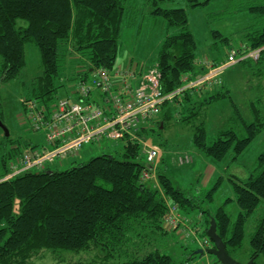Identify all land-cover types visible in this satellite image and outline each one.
I'll list each match as a JSON object with an SVG mask.
<instances>
[{"label": "trees", "instance_id": "16d2710c", "mask_svg": "<svg viewBox=\"0 0 264 264\" xmlns=\"http://www.w3.org/2000/svg\"><path fill=\"white\" fill-rule=\"evenodd\" d=\"M127 1L0 0V80H12L21 74L27 42L38 49L42 73L32 81L29 95L21 97L23 101L44 105L55 101L62 85L63 64L67 60L78 65L71 80L68 79L71 75L67 78L72 85L86 78L92 66L113 68ZM208 1L187 0L190 7ZM241 8L258 17L256 23L240 31L241 44L245 49L264 46V0ZM151 13L162 16L169 29L177 30L166 35L154 64L160 73V88L166 93L182 85L183 75L191 79L203 74L208 67L200 60L207 56L198 55L197 41L183 7L156 6ZM214 36H219L225 50L216 53L219 47H213L207 58L212 65L223 62L228 49L241 47L234 46L229 36L218 31ZM245 60L249 66L255 64L254 73L264 76V48L257 60ZM222 83L220 89L204 86L186 90L173 100L165 101L155 129L164 128L165 123L173 119L184 124L193 122L207 104L226 95L228 90ZM249 108L253 115L251 121L237 113L242 133L234 128L220 129L211 143L206 141L203 124L194 125L193 148L215 161L225 159L229 152H232L231 159H236L264 129V98L249 101ZM2 114L0 109L1 120ZM151 130L153 128L144 127L140 134L148 137ZM121 142V158L102 153L64 170H27L4 179L9 172V161L18 160L23 149L36 145L28 139L6 136L0 128V264H33L34 257L45 251L56 255L57 251L80 253L94 249L100 250L102 255L79 263L95 264L97 258L102 262L116 260L117 264L188 262H177L157 249L140 252L139 242L149 234L167 233L163 221L167 207L155 182L140 179L146 166L138 160L142 155L141 145ZM153 143L162 145L154 140ZM41 147L42 150L47 148L45 144ZM177 153H173L172 160L178 165L193 162L178 163V155L188 152ZM166 155L162 153L156 168L157 181L170 202L177 204L178 212L191 219L181 209L197 207L196 198L177 187L167 174ZM219 181L207 192L209 199ZM232 186L240 207L237 217L231 220L223 204L213 213L207 211L205 224L201 226L203 236L207 235L210 218H214L216 231L227 252L237 259L232 252L241 248L246 219L264 201V151L258 154L257 164L249 175L233 181ZM249 244L251 253L247 260L254 257V264H257L256 257L264 256V213L257 221ZM194 255L195 251L188 257L192 259Z\"/></svg>", "mask_w": 264, "mask_h": 264}, {"label": "rangeland", "instance_id": "374dc122", "mask_svg": "<svg viewBox=\"0 0 264 264\" xmlns=\"http://www.w3.org/2000/svg\"><path fill=\"white\" fill-rule=\"evenodd\" d=\"M253 1L261 0H209L208 3L195 7H190L187 0H128L113 68L129 64L130 60L144 64L146 70L154 66L164 38L168 33L177 31L169 29L162 16L151 13L156 6L183 7L187 13L189 28L197 41L198 55L208 58L214 46L219 47L217 51L215 50L216 53H222L225 50L219 36H214L217 31L223 36H229L234 46L240 45L242 42L240 31L246 26L256 23L258 18L256 14L246 9L243 10L241 7L253 3ZM237 8L238 11H236ZM24 59L25 64L17 78L8 81L0 80L2 122L8 128L11 137L28 139L32 145H36L35 149L42 150L41 146L45 144L44 132L28 129L27 125L19 120L23 111L21 97L29 95L32 81L42 73L41 57L32 42H27L24 46ZM250 65L246 60H242L226 67L220 76L224 89L228 90L226 95L207 104L201 110L200 115L190 124L180 123L173 119L166 122L164 128L156 130L154 127L153 131L148 132V138L151 137L157 143L161 142L162 145H159L162 153L167 154L165 156L167 174L174 184L183 189L186 194L196 198L197 207L188 210L181 209V212L191 219H196V216L200 214L199 224L201 225L205 224L207 211L213 213L223 204L231 220L237 217L240 207L234 198L232 182L246 178L256 166L258 154L264 151V129L236 159H231L232 152H229L227 157L221 161L212 160L196 151L191 143L194 125L203 124L206 141L211 143L220 129L234 128L238 129L240 133L243 132L237 113L247 121L253 119L249 101L259 97L264 98V76L254 73V63H250ZM77 67V64L69 60L63 64L62 85L57 92L59 97L69 93L72 86L69 80L73 76L71 74L74 72V68ZM219 85H216L215 88L220 89ZM122 151L123 143L120 140L102 138L99 142L83 143L76 151L65 154L63 157L56 156L54 161L46 163L45 168L64 170L102 153H111L121 158ZM177 152L192 154L193 162L178 165L172 160L173 153L176 155ZM138 160L147 164L144 154ZM217 180H220L219 184L213 192V197L209 199L206 194ZM263 213L264 201L262 200L246 219L241 248L232 252L241 262L246 261L251 253L250 236ZM202 236L203 234H199V237ZM188 242L189 240L181 239L178 231L167 230L166 234L160 232L149 234L139 242V250L144 253L157 249L171 255L177 262L188 261L191 263L194 261L196 264H200L205 258L217 262L215 256L206 253L196 254L194 258L190 259L188 256L200 247L196 241ZM55 254L47 251L41 252L39 257H34L33 264H80L79 262L85 263L92 260L91 258L94 256H101L102 252L94 249L90 252L81 251L80 253L57 251ZM58 254L62 256L59 257ZM255 260L257 264H264L262 254L258 255ZM95 264H117V261L102 262L97 258Z\"/></svg>", "mask_w": 264, "mask_h": 264}, {"label": "built area", "instance_id": "2783aa9c", "mask_svg": "<svg viewBox=\"0 0 264 264\" xmlns=\"http://www.w3.org/2000/svg\"><path fill=\"white\" fill-rule=\"evenodd\" d=\"M239 46L241 47L228 49L224 61L219 64L212 65L207 58L201 59L200 63L208 67L203 74L191 79L183 75L182 85L166 93L160 88V73L156 66L146 70L144 64L130 60L129 64L116 68L92 66L86 78L76 81L74 89L48 105L21 99L23 111L19 120L28 129L42 130L47 148L42 151L35 148L23 149L18 160L9 161V172L4 179L23 171L42 169L48 161H54L56 156L63 157L74 152L86 142H98L102 138L137 142L147 161L140 179L153 180L160 190L167 207L163 220L166 229L178 231L182 240L196 241L200 249L211 247L207 235L199 237L203 231L199 224L201 217L197 215L196 219H190L182 216L177 204L171 203L164 195L156 178L162 150L151 138L142 136L140 132L144 127L154 128L165 101L173 100L186 90L220 84V76L226 67L245 59L257 60L264 48L245 49L241 43ZM192 160V155L188 153L177 157L180 164L190 163ZM204 253L206 252L202 254ZM184 264L196 263L192 261ZM200 264L221 263L205 258Z\"/></svg>", "mask_w": 264, "mask_h": 264}, {"label": "water", "instance_id": "95a60500", "mask_svg": "<svg viewBox=\"0 0 264 264\" xmlns=\"http://www.w3.org/2000/svg\"><path fill=\"white\" fill-rule=\"evenodd\" d=\"M162 127V124L160 125ZM0 128L5 132V135H9V130L5 126V124L0 119ZM207 236L209 237L210 241L212 242V246L209 248L203 249H196V254H202L203 252H206L210 255L215 256V258L221 263V264H254V257L249 258L245 262H241L235 258H233L226 250V245L223 242L222 238L219 236V234L216 231V222L214 218H210L209 226L207 229Z\"/></svg>", "mask_w": 264, "mask_h": 264}, {"label": "bare ground", "instance_id": "6f19581e", "mask_svg": "<svg viewBox=\"0 0 264 264\" xmlns=\"http://www.w3.org/2000/svg\"><path fill=\"white\" fill-rule=\"evenodd\" d=\"M74 88H75V84H73V85L71 86V90L74 89ZM45 165H46V164H45ZM45 167H46V166H44L42 169H45ZM36 170H39V169H36Z\"/></svg>", "mask_w": 264, "mask_h": 264}, {"label": "crops", "instance_id": "0c3cea01", "mask_svg": "<svg viewBox=\"0 0 264 264\" xmlns=\"http://www.w3.org/2000/svg\"><path fill=\"white\" fill-rule=\"evenodd\" d=\"M151 141L153 142V140L151 139Z\"/></svg>", "mask_w": 264, "mask_h": 264}]
</instances>
